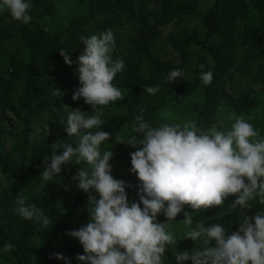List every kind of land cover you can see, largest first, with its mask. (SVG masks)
<instances>
[{
	"label": "trees",
	"instance_id": "trees-1",
	"mask_svg": "<svg viewBox=\"0 0 264 264\" xmlns=\"http://www.w3.org/2000/svg\"><path fill=\"white\" fill-rule=\"evenodd\" d=\"M29 2L32 5L29 14L42 16L51 10V0ZM201 5L202 0H87L83 12L72 15L64 26L55 30L45 29L37 22L22 24L12 19L7 10L0 11V44L16 38L20 41L9 55L0 53V140L4 134L12 132L6 124V109L15 118L28 122L49 107L55 89L62 94L68 91L72 96L81 87L77 71V58L84 50L81 36L99 35L109 29L115 35L121 26L128 28L126 49L122 53L124 69L117 73L113 84L128 92L120 106L102 112L101 119L105 123L92 131H108L113 137L115 132L129 125V131L122 137L126 138L134 134L132 125L141 109H145L144 119L152 127L176 124L165 121L158 111L170 101L179 103L195 92L200 94V100L193 101L191 106L199 132L209 131L208 126L220 106L226 105L236 112H249L258 106L259 98L249 90L230 95L225 83L238 63L257 61L256 76L264 85V0H209L203 11ZM252 9L259 12L254 18ZM199 13L200 26L182 28L168 35L170 44L178 50L179 62L152 53L151 46L160 35L159 26ZM195 45L198 53L191 67L188 62ZM62 49L71 53V66L60 56ZM175 69L181 70L182 75L174 82L165 83L168 73ZM207 71L213 73V79L205 86L200 73ZM145 85H159L160 90L149 95L144 92ZM90 110L93 111L92 106ZM55 143L62 145L71 141L60 132L37 139L29 145L28 156L21 166L8 161L0 152L2 171L15 180L0 190V264H66L56 259L54 253L67 257V264H82L76 259L78 254H84L79 241L68 240L64 246H56L71 237L68 232L79 230L89 222L88 194L72 180L78 169L86 166L77 165L73 158L62 166L58 177L40 184L43 161L51 156ZM107 150L113 152L109 161L111 175L125 182L129 205L139 202V197L129 198L140 185L137 175L131 172L130 153L136 149L115 141ZM62 151L58 149L57 154ZM66 185L70 190H65ZM20 196L25 198L26 205L35 204L49 217L51 223L47 228L41 227L40 221L25 220L16 213L15 201ZM64 196L70 197L72 209L58 201ZM249 203L251 207L247 210L239 206L229 210L226 205L190 213L193 227L196 222H203L205 226L220 224L226 229L227 237L238 230L243 212L250 217L262 212L260 207L264 204L259 203V198ZM182 216L185 218L184 213ZM157 222H166V217L158 215ZM186 241L193 243L191 239ZM8 243L13 248L4 251ZM211 246H215V241ZM163 264H176L172 253L164 255Z\"/></svg>",
	"mask_w": 264,
	"mask_h": 264
},
{
	"label": "clouds",
	"instance_id": "clouds-1",
	"mask_svg": "<svg viewBox=\"0 0 264 264\" xmlns=\"http://www.w3.org/2000/svg\"><path fill=\"white\" fill-rule=\"evenodd\" d=\"M31 7L29 0H0V11L7 10L12 19L25 25L31 21ZM80 40L84 45L77 58L81 87L73 92L72 100L82 98L95 114L86 116L79 108L64 105L65 131L77 137L76 147L72 143L53 144L40 174L44 182H49L73 158L77 165H86L72 177L88 194L89 213L86 226L67 233L83 246L84 254L76 259L82 264H163L171 247L176 264L189 260L191 264H264V212L251 217L243 212L238 230L227 237L220 224L205 226L196 222L193 227V216L184 212V239L196 244L191 251H176L177 239L169 227L185 206L195 212L207 210L222 206L229 196H235L229 210L237 206L247 210L251 207L249 201L257 198L264 204V138L243 118H237L227 132L215 127L199 132L190 122L152 127L144 119L145 109H141L132 125L134 134L116 141L136 149L130 158L131 172L140 181L139 202L129 205L125 182L111 175L113 152H101L102 143L111 134L92 131L105 123L98 109L123 99V92L113 80L123 71L124 61L111 55L116 43L110 29L99 35L81 36ZM59 54L67 65H72L69 51L62 49ZM181 75V70H171L164 82H174ZM200 79L205 86L210 85L213 73L201 72ZM159 90V85L144 86L149 95ZM54 94L62 95L59 89ZM58 149L63 151L57 154ZM65 190H70L69 186ZM15 204L14 210L21 218L40 221L43 228L51 223L35 204L26 205L24 197H18ZM160 214L166 222H157ZM12 248L11 243L4 245V251ZM53 255L67 264V257Z\"/></svg>",
	"mask_w": 264,
	"mask_h": 264
},
{
	"label": "rangeland",
	"instance_id": "rangeland-1",
	"mask_svg": "<svg viewBox=\"0 0 264 264\" xmlns=\"http://www.w3.org/2000/svg\"><path fill=\"white\" fill-rule=\"evenodd\" d=\"M209 0H202L200 10L206 9V5ZM51 10L49 13L42 16L36 14L31 15V22H37L38 25L45 29H59L64 26L69 18L77 13L83 12L87 5V0H51ZM259 14L258 10L252 9V18ZM200 13L197 15L184 16L178 20H173L166 25L159 26L160 35L153 42L151 51L153 54L159 55L164 59H171L174 62L180 61L178 50L174 48L169 40L168 35L171 32H178L182 28H191L193 26H200ZM128 33V28L122 27L114 35L116 48L112 52L113 59L119 57L122 59V53L126 49L125 37ZM20 44L18 38L3 41L0 44V53L4 56L9 55L15 50ZM198 53V46H193L191 57L188 62V66L193 65L195 61V55ZM257 61L252 62H240L233 70L231 76L225 83V90L228 94L234 95L242 90H249L257 98H259V105L251 109L249 112H236L228 108L226 105L220 106L217 110L216 116L208 126V129L215 127L218 131L227 132L231 130V125L237 118H243L248 123L252 124L254 129L259 133L260 138H264V85L256 76ZM119 88V87H118ZM123 94H127L128 90L125 88H119ZM200 100V94L195 92L179 103H173L170 101L165 107L158 111V115L169 123H194V111L192 110V102ZM122 104V100L110 103L103 108L98 110L101 112H108L110 109L116 108ZM64 105L69 106L72 109L79 108L85 112L86 116H92L95 111L90 110L91 105L85 104L84 101L79 99L73 101L72 96L68 94V91L61 96L56 95L51 99L49 107L39 111L35 114L28 122H25L22 118H15L9 110H5L6 124L8 129L12 132H7L0 140V152L6 156L8 161H11L16 166H21L25 163L28 156V147L34 143L37 139L47 138L60 132L65 134L70 139L71 143L76 145L77 137H70L65 131L66 128V114L64 111ZM65 121L61 123V121ZM129 131V125L123 126L120 130L115 132L113 137L105 141L101 145V152L107 150L112 144L117 141V138H122ZM84 165V164H81ZM86 166V165H84ZM117 167H121L117 165ZM8 174L2 171L0 166V190L8 184L14 183ZM44 181H40V184ZM39 185V184H38ZM137 191L129 194V198H138ZM235 196H229L222 206H230L234 201ZM59 202H62L67 208L72 209L70 197L64 196L58 198ZM221 207V206H218ZM217 208V207H212ZM211 209V208H209ZM260 210L264 212V207H260ZM201 213L206 212L205 209H201L198 212L192 211L190 208L185 206L184 210L177 215L176 220L169 226L170 230L173 231L177 239V252H183L185 250L191 251L196 247L195 242L190 243L184 239V232L187 230L186 226L182 223L185 219L182 213ZM68 240H77L76 238L70 237L61 240L57 243L58 248L64 246ZM172 248L169 247L165 254H171Z\"/></svg>",
	"mask_w": 264,
	"mask_h": 264
}]
</instances>
